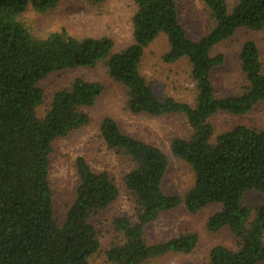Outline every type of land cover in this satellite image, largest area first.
I'll use <instances>...</instances> for the list:
<instances>
[{
	"label": "trees",
	"instance_id": "obj_1",
	"mask_svg": "<svg viewBox=\"0 0 264 264\" xmlns=\"http://www.w3.org/2000/svg\"><path fill=\"white\" fill-rule=\"evenodd\" d=\"M59 1L0 0V264H90L98 251L91 218L116 201L114 180L77 157L75 195L59 224L48 172L52 142L89 122L85 108L95 103L102 86L76 77L53 94L42 117L36 107L43 100L41 79L102 60L109 76L126 87L131 112L186 118L191 133L173 137L170 152L189 164L194 175L183 198L166 194L161 184L168 156L123 133L113 118L102 119L99 133L107 147L133 163L124 183L134 211L111 219L118 239L105 252L108 264H141L167 252L190 253L198 240L193 232L152 244L144 236L145 227L161 212L181 203L190 213L218 205L207 219L208 230L227 227L235 238L234 247L213 246L206 264H264V203L254 208L244 203L247 192L264 193V127L237 124L216 132L209 122L218 112L244 114L264 100V63L253 40L244 41L238 53L245 78L240 94L218 96L211 80L212 69L223 62L222 54H212L213 47L240 28L263 29L264 0H236L231 7L227 0H201L213 25L197 39H190L180 23L177 5L182 0H132V43L118 52L108 36L76 38L61 29L40 38L19 20L27 5L46 11ZM160 34L168 43L164 61L184 57L190 64L193 104L157 96L140 74L144 50Z\"/></svg>",
	"mask_w": 264,
	"mask_h": 264
},
{
	"label": "rangeland",
	"instance_id": "obj_2",
	"mask_svg": "<svg viewBox=\"0 0 264 264\" xmlns=\"http://www.w3.org/2000/svg\"><path fill=\"white\" fill-rule=\"evenodd\" d=\"M235 1L227 0V3L231 7ZM134 11L132 0H103L98 3L89 0H60L54 8L46 11H37L27 5L18 17L34 36L44 38L61 29L76 38L108 36L113 42V52H118L132 43L131 17ZM177 11L180 23L190 39L200 38L213 25L210 13L201 0H182L177 5ZM246 40L256 43L264 63V28L259 31L240 28L229 38L217 43L212 54H222L223 62L212 69L211 80L218 96L242 92L245 78L239 66L238 53ZM167 50L166 36L158 35L144 50L139 64L140 74L157 96L172 97L193 104L196 92L190 75V64L184 57L174 62L164 61L163 55ZM76 77L100 83L102 92L92 106L85 108L89 122L52 142L48 180L54 218L60 224L74 198L78 182L75 167L77 157H83L96 171H107L119 193L112 205L98 211L91 218L99 235L100 246L89 262L108 264L105 252L118 239L111 219L119 215H132L134 211L133 199L124 183V175L132 169L133 163L107 147L99 133L102 119L111 117L123 133L159 147L168 156L162 189L166 194H175L181 198L193 185L194 175L189 164L172 156L170 143L173 137L187 138L191 130L181 114L154 116L131 112L127 106V89L109 76L105 60L93 67L56 71L41 79L38 85L43 90V100L36 107V115L42 117L53 94L69 85ZM209 122L216 132L228 130L237 124L262 128L264 100L244 114L218 112L209 118ZM244 203L254 208L264 203V193L249 191L245 194ZM218 208L215 204L207 205L190 213L181 203L171 210L161 212L145 227L147 243L163 242L185 232L195 233L197 243L190 253L167 252L146 259L141 264H206L213 246L221 244L234 247L235 238L227 227L214 232L206 226L208 217Z\"/></svg>",
	"mask_w": 264,
	"mask_h": 264
}]
</instances>
